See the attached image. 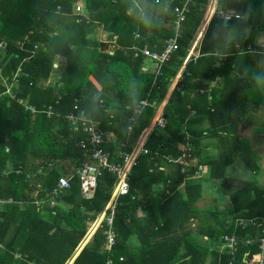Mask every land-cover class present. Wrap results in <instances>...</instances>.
Wrapping results in <instances>:
<instances>
[{
	"label": "trees",
	"instance_id": "16d2710c",
	"mask_svg": "<svg viewBox=\"0 0 264 264\" xmlns=\"http://www.w3.org/2000/svg\"><path fill=\"white\" fill-rule=\"evenodd\" d=\"M187 1L178 49L154 82V71L141 72L144 58L136 50L146 46L161 53L175 33L174 10ZM211 1L139 0L153 20L149 27L140 23L133 0H0V43H6L0 50V200H12L0 205V264H107L109 259L112 264H240L246 253L258 251L256 241L264 224L243 230L227 224L232 217L264 218V190L255 183L230 193L231 209L225 219L217 212L198 215L193 210L192 203L200 198L198 183L187 186L186 197L175 190L181 179L200 167L196 125L201 117L212 118L222 104L239 103L240 94L246 97L248 83L240 78L242 58L247 60L256 49L253 42L259 30L247 35L250 47H243V57L231 51V32L238 28L246 32L248 24L225 22L217 14L194 45L209 17ZM249 2L227 0L225 8L248 13ZM77 3H82L81 14L74 12ZM99 32L111 45L106 52L99 50ZM193 46L198 58L185 63ZM18 69L11 98L4 92ZM217 78L219 87L210 88ZM138 93L151 106L144 108L129 134L122 129L128 123L129 101L134 102ZM19 101L33 106L35 113ZM163 102L166 125L151 131L143 145L147 154L132 170L129 192L118 199L114 246L104 250L102 221L81 248L88 225L96 223L105 208L114 176L102 171L93 196L81 195L74 174L79 166L92 162L90 146L84 133L71 129L68 113L77 106L98 125L101 148L114 163L120 161V152L134 146ZM187 135L193 157L183 173L181 164L163 157L182 155ZM166 165L178 168V180L167 175ZM60 177H71L70 188L53 197ZM156 185L162 189L154 192ZM139 208L146 221L131 225L130 215ZM232 233L239 241L235 255L220 251L222 237ZM132 234L145 235L142 253L128 251ZM195 235L207 237L208 245L197 244Z\"/></svg>",
	"mask_w": 264,
	"mask_h": 264
},
{
	"label": "crops",
	"instance_id": "0c3cea01",
	"mask_svg": "<svg viewBox=\"0 0 264 264\" xmlns=\"http://www.w3.org/2000/svg\"><path fill=\"white\" fill-rule=\"evenodd\" d=\"M259 2L262 3L259 4ZM226 6L227 0H220L219 8L223 9ZM216 9L217 0H212L208 20ZM240 22L248 24L246 32L243 28H238L230 35V50H237L238 57H243L244 46L250 47L246 42L247 35L259 30L253 42L256 49L250 53L247 60L242 58L244 73L240 75V78H244L248 83L246 97L240 94L239 103L222 104L216 116L212 118L201 117L196 125L199 132L196 160L202 171L198 176L181 179L175 189L186 197L187 186L193 182L198 183L199 188L198 190L196 188V191L200 193V198L192 203L193 210L198 215L217 212L220 219H225L229 215L230 193L239 187L246 183H255L259 190H264V78H261L264 77V0H250L248 13ZM104 39L105 36L101 35L100 40L104 41ZM153 71L154 64L150 60H144L141 72ZM180 74L181 72L178 76ZM177 81L178 79H175L172 82L165 103L176 88ZM220 83L221 79L217 78L211 82L210 88H217ZM220 159L221 162L218 164L219 161H216ZM166 166H168L167 175L178 180L180 174L178 168H175V165ZM160 189L162 186L156 185L154 192ZM254 191L252 190V197H254ZM129 219L131 225L133 223L143 225L146 221L145 213L141 208L132 212ZM98 220L93 225H88L89 233L81 248L99 227ZM145 239V235L132 234L127 241L130 254L142 253L141 246ZM194 239L199 245L209 243L207 237L195 235ZM71 263L72 261L68 264Z\"/></svg>",
	"mask_w": 264,
	"mask_h": 264
},
{
	"label": "built area",
	"instance_id": "2783aa9c",
	"mask_svg": "<svg viewBox=\"0 0 264 264\" xmlns=\"http://www.w3.org/2000/svg\"><path fill=\"white\" fill-rule=\"evenodd\" d=\"M188 2L183 4L181 7L175 8L176 14V21H175V33L172 37L166 40L163 51L161 53H157L151 51L148 47L144 46L142 49L136 50V55L139 53L143 56L144 60H150L154 64V72H155V79L154 82L157 80L158 77H161V68L162 65L170 58L171 54L178 49V38L181 33L182 24L185 21V13L188 10ZM81 10L79 5L76 6L77 13ZM217 14L221 19L225 22H230L233 20H242L243 16L240 19H236L237 13L234 9L223 8L217 11V9L212 14ZM209 18V17H208ZM208 19L205 22L203 28L201 29L195 44L200 40L202 34L205 31V28L208 24ZM139 37V35H136ZM114 45V43H112ZM109 46H111L109 44ZM113 47V46H112ZM6 48V43H0V50H4ZM193 58L194 61L198 58V54L194 51V46L190 48L187 58L185 59V63L190 59ZM182 72V69L181 71ZM20 74V69L16 71L13 75V84L9 85L4 92L5 95L13 98L14 95L11 91L13 85L17 84V79ZM179 76L177 75L176 79ZM20 103L24 104L23 101H19ZM144 108L151 106L150 102L147 100H142ZM25 105V110L29 111L31 114L35 113V108L33 106ZM163 106L164 102L161 103L160 106L155 111V115L151 120L147 129H145L139 137L136 139L134 146L130 148V150H125L120 152V161L119 162H110L107 155L101 148L102 144V135L96 125V123L90 119L83 110L78 109L77 106H74L72 111L67 115V121L70 124V127L75 132H82L86 136V140L90 146V160L92 162H86L79 166L76 169V173L74 174L75 177L79 180V187L81 195L88 199L91 198L94 194V190L97 184V177L101 174L102 171H107L108 173L114 176V184L112 187V191L110 193L109 199L105 205V208L98 220L99 227L101 226L102 221L106 225V229L104 231L105 235V244L104 250L109 252L115 244V233L112 229L113 225V218L116 212V206L118 204V199L121 196L127 195L129 192V180L132 173V170L138 165L139 158L143 154H147V151L144 149L143 145L148 136L150 135L151 131L154 128H161L163 129L166 125V120L163 115ZM193 113V112H192ZM137 116H133L132 120L135 122ZM90 125L91 127H84L83 125ZM131 129V128H130ZM183 148L185 152L177 158H172L165 156L163 157L164 160L168 163L173 164H181V172L184 173L185 168L184 166L188 163V160L192 159L193 155L191 153L192 145L190 142V136H186V139L183 142ZM201 167H199L192 176H198L201 172ZM70 180L71 177H60L57 180L56 186L52 192V196H57L58 194L66 191L70 188ZM12 200L9 199L7 201L0 200V205L5 203H11ZM53 205V202H51ZM264 224V218H243V217H232L227 221V224L232 226L234 230L238 229H245L247 227H255L260 224ZM248 244H251V241H246ZM257 246L258 251L255 253H246L243 256V259L240 264H264V227L261 229L260 235L257 238ZM239 245L238 238L235 233L225 235L221 239L220 251L226 252L230 255H235L237 252ZM122 260V259H120ZM107 264H112V260L109 259ZM232 264V262H230Z\"/></svg>",
	"mask_w": 264,
	"mask_h": 264
},
{
	"label": "clouds",
	"instance_id": "9594fccd",
	"mask_svg": "<svg viewBox=\"0 0 264 264\" xmlns=\"http://www.w3.org/2000/svg\"><path fill=\"white\" fill-rule=\"evenodd\" d=\"M219 4H220V0H217V11L220 10ZM132 7L139 14L140 23L144 24L145 26L150 27L153 23V20L150 17V15L145 11V9L143 7H141L139 0H133ZM169 7H170V5H169ZM246 14L247 13H239L236 16V19H240L242 16H244ZM164 15H166V13ZM213 15L215 16V13ZM158 23H160L161 26L163 25L162 20L158 21ZM261 78H264V77H261ZM129 103L132 104V106L131 107L126 106L127 111L130 113L128 123H126L122 129V131H124L126 133H129L130 128L135 129L136 124L139 122V118L142 117L143 113H144V105L142 103L141 95L139 93L137 94L135 101L133 102L130 99ZM137 113H139V117H137V120L134 122L132 120V117L137 116ZM83 126L84 127H91L90 125H87V124H85Z\"/></svg>",
	"mask_w": 264,
	"mask_h": 264
},
{
	"label": "water",
	"instance_id": "95a60500",
	"mask_svg": "<svg viewBox=\"0 0 264 264\" xmlns=\"http://www.w3.org/2000/svg\"><path fill=\"white\" fill-rule=\"evenodd\" d=\"M108 49H109V43L106 42V41H102V42L100 43V45H99V50H100L101 52H106V51H108Z\"/></svg>",
	"mask_w": 264,
	"mask_h": 264
},
{
	"label": "rangeland",
	"instance_id": "374dc122",
	"mask_svg": "<svg viewBox=\"0 0 264 264\" xmlns=\"http://www.w3.org/2000/svg\"><path fill=\"white\" fill-rule=\"evenodd\" d=\"M77 5H79L80 7H81V10L78 12V13H83V6H82V3H77V4H75V6H74V12H76L77 13V11H76V6ZM101 35H103V36H105L103 33H100V34H98V38H100L101 39Z\"/></svg>",
	"mask_w": 264,
	"mask_h": 264
}]
</instances>
